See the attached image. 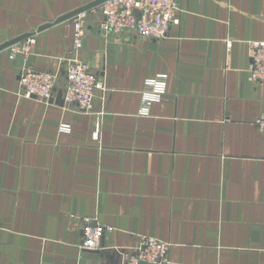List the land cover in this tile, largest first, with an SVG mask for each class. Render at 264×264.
I'll return each instance as SVG.
<instances>
[{"label":"crops","instance_id":"1","mask_svg":"<svg viewBox=\"0 0 264 264\" xmlns=\"http://www.w3.org/2000/svg\"><path fill=\"white\" fill-rule=\"evenodd\" d=\"M95 1L0 0V46L34 40L0 51V264H124L143 237L167 243L170 264H264V83L247 74L264 0H176L160 40L104 34L88 15L74 52L72 20H57ZM72 57L100 83L89 111L63 100ZM25 69L55 77L51 100L22 95ZM88 221L112 228L96 251L80 247Z\"/></svg>","mask_w":264,"mask_h":264},{"label":"built area","instance_id":"2","mask_svg":"<svg viewBox=\"0 0 264 264\" xmlns=\"http://www.w3.org/2000/svg\"><path fill=\"white\" fill-rule=\"evenodd\" d=\"M179 12L176 0H103L99 5L71 18L73 51L76 52L81 47L88 15L97 19L99 30L104 34L134 32L144 40H160L167 35L171 26L178 23ZM33 44V38L29 37L9 47L8 58L13 60L18 55H28ZM248 50V78L256 84L264 83V41L249 42ZM99 84L87 63L72 57L66 66L63 100L82 111H89L92 108L94 90ZM19 87L24 97H35L48 102L55 88V77L47 72L25 69L19 76ZM165 87V75L146 81L142 96L143 112H147L152 102L159 100ZM255 125L264 137V114L255 121ZM60 129L67 131L68 127L61 125ZM97 137L98 128L93 133V138ZM111 232L110 227L86 222L82 227L81 249H100L105 235ZM168 250L167 243L143 237L134 250L124 254V264H170L167 259Z\"/></svg>","mask_w":264,"mask_h":264},{"label":"water","instance_id":"3","mask_svg":"<svg viewBox=\"0 0 264 264\" xmlns=\"http://www.w3.org/2000/svg\"><path fill=\"white\" fill-rule=\"evenodd\" d=\"M102 1H103V0L95 1L94 3H91L90 5H87V6H85V7H82V8H80V9L76 10V11H73V12H71V13H69V14L63 16V17H61L60 19H58L57 22H61V21H65V20L71 19V18H73L74 16H76L77 14H79V13H81V12H84V11H87V10H89V9H91V8H93V7L97 6V5H99ZM48 26H49V25H45V26L41 27V28L38 30V32H40V31L46 29ZM30 36H31L30 34H26V35H23V36H21V37H18V38H16V39H14V40H11V41H8V42H5V43H3V44L0 46V51L5 50V49H8L9 47H11V46H13V45H15V44H18V43H20V42L26 40V39L29 38ZM140 264H145V263H140Z\"/></svg>","mask_w":264,"mask_h":264}]
</instances>
